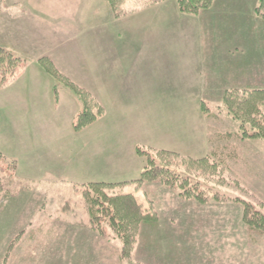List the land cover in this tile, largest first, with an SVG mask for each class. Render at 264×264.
Here are the masks:
<instances>
[{
	"label": "crops",
	"instance_id": "obj_1",
	"mask_svg": "<svg viewBox=\"0 0 264 264\" xmlns=\"http://www.w3.org/2000/svg\"><path fill=\"white\" fill-rule=\"evenodd\" d=\"M28 1L42 6L40 0ZM154 1L121 17H115L107 0H46V10L51 16L48 14L45 18L39 14L38 6L34 10L22 6L17 0H12L9 6L5 4V13L0 16V45L27 58L29 63L21 71L26 76L23 81L18 77L0 90V106H13L19 116L22 111L31 114L44 132L47 130L44 123L48 107L59 108L65 103L66 107H74L75 112L69 118L73 126L76 111L80 109L76 96L61 87L56 98L53 92L55 83L52 84L48 77L42 80H46L44 83L36 79L44 74L38 59L47 55L63 73L92 92L104 106L105 101L118 105L130 100L134 107L128 111L134 113L133 122L137 127L148 128L149 134L158 133L156 140L151 136L150 140L146 138V145L191 157L206 155L202 136L198 135L194 144L195 138L191 137L193 132H188V126L182 137L175 127L177 125L181 133L182 123H190L189 113L198 114L202 110L200 103L206 92L214 93L219 86L218 97L221 99L226 88L254 85L261 80L264 75V19L255 12L261 0H239L240 4L248 6V19L253 21H244L238 30L235 50L229 44L218 43L208 63L209 76L204 18L214 8H220L217 3L221 0H216L211 8L199 14L182 13L177 0ZM126 7L130 5L126 4ZM223 81L226 84L222 86ZM169 113L172 115L167 116ZM61 114L59 111L55 117ZM102 118L79 131L90 132V135L78 147L76 153L81 157L74 166L61 163V159L67 162L69 156L63 147L61 151L54 150L56 154L53 152L50 156L58 163L54 169L35 160L28 161L22 156V150L19 158L16 157V173L22 179L34 182L28 192L35 196L25 197L23 201L31 204L37 201L38 194L48 196L49 183L64 182L75 188L87 181L120 182L139 177L146 163L145 158L136 152V146L141 142H130L133 135L119 132L113 125L105 133L98 124ZM154 125H161V131H157ZM104 135L116 137L112 140V150L109 156L103 155L106 157L103 162L96 161L88 168L93 170L87 172L83 160L91 153L93 156L103 154L102 144L96 149L91 147ZM16 138L19 145L24 144L20 133ZM187 140L189 146H195L190 152L186 150ZM69 160H73L71 156ZM104 162L105 171L102 172L98 169ZM78 165L81 169L75 170ZM35 210L38 211V220H48L45 218L47 211H39L37 206ZM43 221L30 229V235L53 228V221L48 227ZM31 241L16 247H35ZM97 242L101 248L100 239Z\"/></svg>",
	"mask_w": 264,
	"mask_h": 264
},
{
	"label": "rangeland",
	"instance_id": "obj_2",
	"mask_svg": "<svg viewBox=\"0 0 264 264\" xmlns=\"http://www.w3.org/2000/svg\"><path fill=\"white\" fill-rule=\"evenodd\" d=\"M11 1L5 0V3L9 6ZM17 1L22 6L34 8V10L38 6L37 10L44 18L49 14L46 10V0H40L42 6L28 0ZM217 6L220 8H214L215 10L204 18L208 76V63L211 56L215 54L218 43L229 44V47L235 50L238 30L243 26L244 21H253L248 19L249 13L246 11L248 6L240 4L239 0H221ZM4 13L5 8L1 7L0 16ZM0 29H2L1 24ZM243 29L246 28L243 27ZM262 31L264 32V21ZM263 52L262 58H264ZM43 73L36 77L39 82H46V80L42 81L45 77H48L52 84L56 82L45 71ZM18 74L23 78L22 81L26 78L23 72ZM135 76L136 74H133V77ZM221 84L223 86L226 81ZM249 86L264 88V75L258 83ZM218 90L219 86L214 93L206 92L203 98L210 107L207 110L210 112L209 115L203 110L202 100L200 105L203 111L199 110L198 114L189 113L190 123H182L181 133L177 125L175 128L182 137L187 133L184 128L188 126V132H193L191 137L195 138L194 144L198 140V135L202 136L205 153H209L213 146L209 137L218 133L226 135L227 131L233 132L234 135L231 138L223 136L219 140V144L230 145V149L225 154L229 155L226 163L230 167L225 173L228 181L226 183L211 181L207 185L211 187V191H218L227 196H240L257 204L264 200V139L244 138L238 134L240 121L233 118L222 107ZM145 100L147 101L148 98ZM79 104L81 107L80 101ZM133 107L130 100H124L118 105L105 101V113L98 124L105 133H108L106 131L112 125L116 126L114 128L119 129V132L131 133L133 136L129 138V141L141 142L140 145L144 146L146 138L150 140L149 136H151L156 140L158 133L149 134L148 128L137 127V124L133 122L134 113L128 111ZM48 108L49 112L44 123L47 130L43 132L42 125L39 127V123L33 121L31 114L26 115L22 111V115L19 116L17 109L13 106H0V151L5 157L19 158L23 150L22 156L28 161L35 160L54 169L58 163L54 162L50 156L53 152L56 154L55 151H61L63 147V151L67 150L69 156L66 159L67 162L61 159V163L74 166V162L81 157V154L76 153L78 147L89 137L90 132L79 133L69 122L70 114L75 112L73 106L66 107L64 103L59 108ZM59 111L62 114L55 117ZM170 115L172 113L167 116ZM164 118L173 119L172 117ZM154 128L161 131V125H154ZM19 133L24 138L23 145L16 142ZM115 138L104 135V138L91 147L96 149L99 144H102L103 154L93 156L91 153L88 158L85 157L83 161L87 172L93 170L88 168L96 161L103 162L106 159L103 155L109 156L112 140ZM187 142L186 150L190 152L195 146L191 147L189 140ZM70 156L73 160H69ZM104 165L105 162L98 170L104 172ZM77 169H81L79 165L75 170ZM49 184L50 187L46 189L48 196L38 194L37 201L31 204L23 201L25 197L34 196L28 192L30 189L21 190L18 196H11L8 193L0 194V264H134L137 262L143 264H264V232L248 228L242 220V206L232 200L219 201L210 198L206 202H200L195 198L186 199L179 195L178 189L166 187L159 182H148L138 189L132 183L125 184L122 192L135 191L138 200L145 206L150 204L148 200H153L158 219L156 222H142L139 225L136 240L132 245L131 257L123 258L122 241L108 224L102 233L81 223L83 219L87 220L88 216L81 192L73 185L64 182ZM19 196L18 200H14ZM36 206L39 211H47L45 218L48 220L37 219ZM41 221L46 227L53 221L54 226L52 229L48 227L50 229L48 231L30 235V229L39 225ZM30 239L35 247H16L17 244L30 243ZM98 239H100L101 248L97 246Z\"/></svg>",
	"mask_w": 264,
	"mask_h": 264
},
{
	"label": "trees",
	"instance_id": "obj_3",
	"mask_svg": "<svg viewBox=\"0 0 264 264\" xmlns=\"http://www.w3.org/2000/svg\"><path fill=\"white\" fill-rule=\"evenodd\" d=\"M216 0H177L182 13L199 14L213 6ZM154 0H107L115 17L131 14L138 8L146 7ZM5 0H0V8L5 6ZM129 4L130 7H126ZM257 15L264 18V0L255 9ZM27 58L0 45V90L13 83L27 65ZM41 68L55 79L54 94L58 98L61 87L71 91L81 102V107L73 122L75 131L79 132L96 122L105 113V106L85 87L79 85L63 73L53 59L47 55L39 57ZM222 107L233 118L240 121L238 134L241 137L264 139V88L250 86H231L223 92ZM203 102V110L207 115L210 107ZM208 107H207V106ZM233 132L215 134L209 141L213 145L211 151L201 157L181 155L172 150L149 145H137L136 152L145 158V165L139 177L120 182L87 181L75 186L82 194L87 209V220L81 222L90 229L104 233L108 224L122 241V257L130 258L132 245L136 240L139 225L142 222H156L158 212L153 200L145 206L137 198L136 192H122L125 184L132 183L140 188L148 182L176 188L179 195L186 199L195 198L206 202L210 198L216 200H232L242 206V220L248 228L264 232V200L257 204L240 196L211 191V181L226 183L227 168L225 155L230 149L229 144H219L226 136L231 138ZM17 159H8L0 151V194L8 193L18 196L23 189H31L34 182L22 179L16 173ZM239 184V181L236 179ZM243 187V186H242ZM133 264V263H132ZM134 264H143L137 262Z\"/></svg>",
	"mask_w": 264,
	"mask_h": 264
}]
</instances>
